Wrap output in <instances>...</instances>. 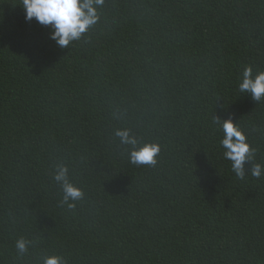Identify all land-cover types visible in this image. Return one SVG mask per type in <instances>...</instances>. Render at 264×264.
I'll list each match as a JSON object with an SVG mask.
<instances>
[{"label":"trees","instance_id":"trees-1","mask_svg":"<svg viewBox=\"0 0 264 264\" xmlns=\"http://www.w3.org/2000/svg\"><path fill=\"white\" fill-rule=\"evenodd\" d=\"M96 9L61 47L0 0V264H264V96L239 88L264 72V0ZM225 120L250 148L243 178ZM145 144L155 163H132Z\"/></svg>","mask_w":264,"mask_h":264},{"label":"clouds","instance_id":"clouds-1","mask_svg":"<svg viewBox=\"0 0 264 264\" xmlns=\"http://www.w3.org/2000/svg\"><path fill=\"white\" fill-rule=\"evenodd\" d=\"M103 0H22L25 10V19L35 20L42 25H51V38L61 47H66L71 41L80 38L91 25L95 24L98 15L96 6ZM241 91L250 92L254 100L259 101L264 96V72H259L254 78L252 69L245 67L243 79L239 85ZM223 139L220 141L224 147V156L232 161V169L240 178L244 176L243 164L249 158L250 148L245 142L243 133L230 120L222 122ZM121 141L135 145L127 131H118ZM159 152V146L145 144L139 149H133L130 153V161L136 164H154L155 155ZM252 175L261 176V165L256 164L251 169ZM67 169L60 167L55 179L64 182L65 199L73 200L82 196V192L65 181ZM71 206V205H70ZM17 247L24 251L25 242L20 240ZM44 264H60V258L49 256Z\"/></svg>","mask_w":264,"mask_h":264}]
</instances>
